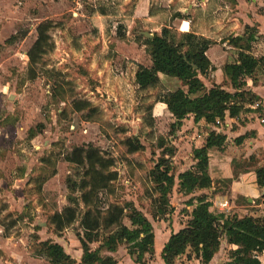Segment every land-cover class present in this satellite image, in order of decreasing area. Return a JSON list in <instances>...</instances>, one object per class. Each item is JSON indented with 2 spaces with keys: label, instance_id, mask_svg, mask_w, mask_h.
Listing matches in <instances>:
<instances>
[{
  "label": "rangeland",
  "instance_id": "1",
  "mask_svg": "<svg viewBox=\"0 0 264 264\" xmlns=\"http://www.w3.org/2000/svg\"><path fill=\"white\" fill-rule=\"evenodd\" d=\"M136 1L0 0V205L5 203L10 209L13 203L10 213L13 219L18 217L19 226L12 233H24L27 248L37 250L30 214L44 219L68 204L73 194L69 183L83 178L84 168L66 162L64 153L89 143L117 160L119 179L111 195H102L100 206L105 207L110 199L133 200L158 225L151 215L150 170L162 154L158 151L161 142L174 149L173 134L155 142L146 132L136 134L137 129L156 132L155 124L144 127L149 105L163 93V87L143 91L135 83L129 45L135 29L144 30L140 23L131 26L128 19ZM103 9L107 14L102 15ZM49 21L55 22L49 30L51 40L33 77L28 52L38 38V26ZM103 25V34L110 38L101 35ZM118 28L125 38L118 36ZM138 44H144L139 36ZM74 99L91 101L99 108L94 120L86 118L87 112L74 110ZM32 134L37 136L31 139ZM134 136L150 143L152 153H128L125 141ZM47 157L56 161L58 174L39 191L41 178L37 177L52 172L42 162ZM176 175L175 171L173 178ZM178 188L170 195L176 207L169 217L178 213L184 220ZM71 230L77 236L78 224ZM226 249L223 264L230 256Z\"/></svg>",
  "mask_w": 264,
  "mask_h": 264
},
{
  "label": "trees",
  "instance_id": "2",
  "mask_svg": "<svg viewBox=\"0 0 264 264\" xmlns=\"http://www.w3.org/2000/svg\"><path fill=\"white\" fill-rule=\"evenodd\" d=\"M102 15L107 14L103 9ZM153 13V10L150 11ZM101 14V13H100ZM174 16H182L176 13ZM55 22L49 21L38 26V38L28 52L29 71L33 77L37 76L36 66L42 55L46 52L45 45L51 40L49 30ZM117 34L125 38V33ZM249 30V27H248ZM121 32V31H120ZM256 35L251 33L247 38L231 37V42L243 40L242 51L239 52L238 61L228 63L224 66L225 74L230 80L236 92H230L222 86L215 84L209 90L201 79L214 69V66L206 54L212 41L196 35L192 32L178 34L173 28L164 26L161 33L155 32L152 37L140 35L146 46V51L152 59L151 66L137 65L135 83L143 91L158 88L162 84L158 76L159 72L178 77L187 90L179 88L174 92H165L159 95L154 102H164L176 118L177 123L189 116L194 115L195 121L204 119L208 124H217L218 120H224L227 112L231 115L238 114V105L244 100L245 92L242 88L246 85L245 78L253 76L264 57L257 58L250 53V40H255ZM244 50V51H243ZM248 50V51H247ZM196 66V67H195ZM201 94L197 95L198 93ZM73 108L78 112H87L85 115L89 120L99 113V108L88 100H73ZM154 103L148 107L146 126L153 127L155 124L153 114ZM31 137L35 134L30 135ZM223 135L216 130H211L206 138L205 145L201 149L194 150V156L198 159L194 169L186 170L179 174L180 191L193 193L199 189H207L213 185V180L208 174V150L221 148ZM130 153L144 150L145 146L134 136L125 141ZM64 159L72 164L84 168L83 178L79 183H69L72 193L81 191V200L85 203L86 211L81 213L79 200L71 198V204L61 212L56 211L50 222L54 224L57 233L72 226L76 221L84 233L77 235L83 248V256L80 264H117V260L110 256H104L103 250L115 251L120 245H127L128 253L134 257L136 262L147 264L145 258L153 259L155 255V233L151 220L143 211L138 209L132 201L124 203H111L106 210L100 209L99 197L102 190H109L112 182L117 179L118 173L112 170L115 158L107 156L98 146L92 143L75 146L64 153ZM45 166L52 167L48 175H39V191L45 182L57 174V165L54 158H42ZM174 167L169 158H159L150 170V179L153 185L151 189V214L154 219H165L173 213L174 206L170 195L174 189L173 182ZM257 182L264 188V166L256 170ZM197 200V204L191 211V218L186 226L173 233L167 241L162 257L165 264H176V259L188 254L202 263H209L219 250L222 239L225 237L229 244L238 247L230 251L227 264H263L259 255L264 253V217L246 215L243 217L224 218L223 214H215L211 211V201L207 194H202L191 199ZM6 205H0V224L5 228V234L10 228L17 224L13 217L8 223L3 220L11 216L2 213ZM82 214V215H81ZM128 218L131 226L124 223ZM109 230V231H107ZM100 242L96 249H92L91 243ZM38 255L46 257L50 264H76L77 261L66 253L64 247L51 240L37 242Z\"/></svg>",
  "mask_w": 264,
  "mask_h": 264
},
{
  "label": "crops",
  "instance_id": "3",
  "mask_svg": "<svg viewBox=\"0 0 264 264\" xmlns=\"http://www.w3.org/2000/svg\"><path fill=\"white\" fill-rule=\"evenodd\" d=\"M151 10H153L152 14L150 13ZM176 13H181L182 16H174ZM128 19H130L131 26L140 23L143 25L142 28H144V30L135 29L134 39L129 45V53L135 62L134 79L138 64L152 65V59L146 51V46L143 44L141 47L138 44V36L144 35L143 32L161 33L164 26L173 28L179 35L192 32L212 41L206 54L211 60L214 69L207 76H200L206 86V90L217 84L230 92H236V89L225 74L224 66L238 61L239 52L242 51L244 41L239 40L234 43L230 41L231 37L247 38L251 33L255 34V40H250L249 43L251 47L250 53L257 58L264 57V0H137ZM104 28L105 26L103 25L101 35L105 38H110L111 36L103 34ZM112 34L114 36L117 35L113 30ZM158 76L165 92H174L179 88L187 90V86H184L182 81L176 76L163 72H159ZM245 81L246 85L242 88L243 92H245L244 100L237 103L238 114L231 115L227 112L224 120H218L215 125L208 124L204 119L196 122L194 115L190 114L180 124H175L176 127L173 129L172 125L177 123L176 118L170 112L166 103L158 101L154 102L153 108L156 132L151 133V131L137 129V135L140 131L146 132L148 138H150L149 140L153 142L158 138L163 139L169 132L173 134L170 136V140L174 149L170 150V147L165 142H161L158 145V151L162 153L159 158L165 157L172 161L174 167L173 175L175 171L177 172V175L173 178L174 187H180V173L196 167L198 159L194 156V150L203 148L211 130L221 133L224 140L221 148L208 150V174L213 180V185L193 193H185L178 188L177 202L186 211L184 220L177 213L172 214L170 217L167 216L168 220L155 219L158 220V225L152 223L155 233V255L153 259H149V256L146 255L147 264H165L162 257L163 249L170 236L184 228L191 218V211L197 204L195 199L193 204L190 203L194 197L207 194L211 201V211L215 214H223L225 219L246 215L264 217V188L258 184L256 174L257 168L264 166V61L260 63L256 73L253 76H247ZM145 128H148V126L145 125ZM36 136L31 137V139ZM141 143L145 146L144 150L134 153L128 151V153L131 155H136L140 152L152 153L150 143L144 141ZM106 155L114 158L113 155ZM115 161L116 165L117 160L115 159ZM115 165L112 170L118 173ZM118 179L119 173L117 179L112 182L111 188L102 190L99 197L100 203H102L103 194H107V196L112 194ZM74 197L79 200L81 213L84 214L86 206L80 199L81 194L75 195L73 193L71 198ZM8 201L11 202V200ZM131 201L138 209L143 211L133 200ZM171 202L176 207V203L172 199ZM111 203L123 202L117 199H110L105 207H99L101 210H106ZM70 204L71 199L68 204L52 211L44 219L31 213L30 219L33 226L31 233L36 242L51 240L61 244L66 253L77 261L76 264H80L83 248L78 235L72 236L71 230L74 224H78V232L83 234L84 230L80 225V221H76L72 226L65 228L60 233L55 231L54 224L50 222V217L56 211L61 212ZM5 205L7 208L3 211L2 218L13 210V203L10 209H8L7 204ZM11 217H13L12 213L11 216L3 220L4 223L7 224ZM127 219H124V223L127 226H131L129 219ZM16 221L19 224L18 219ZM18 226L15 224L5 234L4 226L0 224V232L2 234L0 264H50L46 257L35 253L37 251L35 248L30 245L27 248L24 245L25 238L22 235L24 233L19 234V231L12 233V230ZM19 230L23 232L24 229ZM63 233L64 235H62ZM99 245L100 242L91 243L93 250L98 248ZM237 247L235 244H229L224 237L219 250L207 264H223L221 262L227 253L226 248L230 252ZM102 254L114 257L117 260V264H142L136 262L134 257L128 253L127 245L125 244L120 245L115 251L103 250ZM186 254L179 256L176 259V264H205L194 256L192 258H189L188 254L187 257L184 256ZM259 258L264 264V253L260 254ZM227 260L229 261V257L226 258L224 264H227Z\"/></svg>",
  "mask_w": 264,
  "mask_h": 264
},
{
  "label": "water",
  "instance_id": "4",
  "mask_svg": "<svg viewBox=\"0 0 264 264\" xmlns=\"http://www.w3.org/2000/svg\"><path fill=\"white\" fill-rule=\"evenodd\" d=\"M143 34H144L145 36H147V37H152V36H153V34L150 33V32H143ZM195 67H196V66H195Z\"/></svg>",
  "mask_w": 264,
  "mask_h": 264
}]
</instances>
